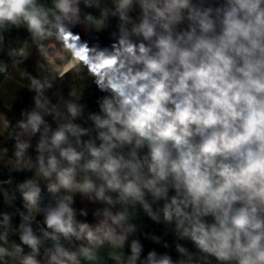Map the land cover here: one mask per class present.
<instances>
[{
    "label": "clouds",
    "instance_id": "1",
    "mask_svg": "<svg viewBox=\"0 0 264 264\" xmlns=\"http://www.w3.org/2000/svg\"><path fill=\"white\" fill-rule=\"evenodd\" d=\"M80 2L53 0L54 7L45 9L37 0H0V29L26 25L51 61L54 56L41 42L62 41L69 27L81 22ZM83 2L99 7V0ZM114 2L112 15L120 23L111 34L113 51L96 56L115 60L100 84L107 93L98 100L100 114L90 116L96 138L83 141L88 130L72 122L84 107L75 91L69 94L75 99L63 100L66 111L45 97L49 79H31L35 108L19 122L29 136L40 132L35 167L50 181L49 191L69 194L48 210L47 227L86 241L78 251L55 243L48 264L93 261L98 247H122L133 230L125 211L108 207L96 213L102 218L94 225L77 223L72 193L109 206L140 203L159 219L145 200L150 193L164 201L163 220L174 222L200 252L220 264H264V0ZM134 4L139 22L128 15ZM86 20L97 23L91 15ZM53 68L62 75L60 67ZM46 115L63 122L53 131ZM28 147L27 141L17 144L18 163ZM21 190L28 206L37 209L39 188L29 181ZM170 190L175 194L169 196ZM21 240L31 254L20 256L19 246L14 252L0 247V257L39 264L40 241L31 228ZM132 250L134 264L140 246L134 242ZM155 257L150 252L147 264H183Z\"/></svg>",
    "mask_w": 264,
    "mask_h": 264
},
{
    "label": "crops",
    "instance_id": "2",
    "mask_svg": "<svg viewBox=\"0 0 264 264\" xmlns=\"http://www.w3.org/2000/svg\"><path fill=\"white\" fill-rule=\"evenodd\" d=\"M198 2L199 0H194V3ZM207 2H212V0H206V3ZM114 8V0H99V7L94 6L85 10V17L91 15L94 21L100 25L97 27V23H90L86 20L85 29L100 33V41L110 47V50L106 52L108 55L113 51L111 47V34L118 31L120 23L118 15H112ZM105 12H107V16H105ZM128 15L133 21L139 22L141 15L139 5L134 4ZM130 26L131 25H129V27ZM181 27H187V21H185ZM24 52L25 55L20 56V58L15 61L10 72L0 82V165L5 167L9 166L10 169L19 176L20 180H23L29 168L35 167L39 154L37 152V145L40 139V132L29 136L24 133L19 126V122L26 119V114L32 112L35 108L34 98L36 92L31 88V79H49L52 81V87L45 89L44 95L45 97L49 96L48 99L52 104H59L62 111H66L63 107V100L75 99L69 95L70 92L75 91L77 96L80 97L78 102L83 104L84 107L81 115L74 118L72 122L88 130V134L81 138L83 141L89 139L94 140L96 138V130L90 116L92 114H100L98 100L107 94L106 91L101 88L100 84L106 73L110 71L115 64V60L97 61L95 57L89 55H79L77 58H72L70 62H68L67 58H64L63 60L49 64L43 61L36 43L25 48ZM53 65L62 69V75L55 72ZM53 77L55 78L53 79ZM43 118L53 131L57 128L59 123L63 122L55 119L53 115H46ZM42 129L43 125L41 126V131ZM25 141L29 143V147L18 163V157L16 156L18 151L17 144ZM96 142L99 143L98 140ZM144 151L146 152V149ZM29 181L38 184L46 195L56 200L62 199L65 195H69L63 190L55 194L50 192L48 188L50 181L43 178L38 173L36 167L31 173ZM174 194V191L170 190L169 196ZM71 195L72 203L70 207L74 211V220L77 223L94 225L102 218L97 216L96 213L98 211L102 212L105 207L110 208L114 213L125 211L135 220L131 221L128 219L129 216L127 217L126 225H131L133 230L127 233L122 247H112L108 243H105L103 246L96 249L95 260L88 261L81 258V264H121L129 255L130 242L134 239V236L141 234L143 230L140 225L143 222V218L146 217L145 214H148L143 205L140 203H130L128 205L117 203L109 206L102 202L91 200L88 196L81 193H72ZM113 197L115 198L114 194ZM145 200L151 207L152 212L157 213L160 218L159 210L163 207L164 201L155 200L150 193H146ZM137 227V231H140L134 233ZM159 227L160 223L157 222L150 225L148 228L157 229ZM79 242L80 247L86 244V241L83 240H79ZM15 246L16 242L10 239V237L5 236L0 228V247L7 248L8 252H14ZM53 247L54 246L49 245L38 249L35 259L39 261V264H48L47 253L48 250ZM79 248L71 249L70 251H78ZM31 253L32 249H24L20 253V256L29 255ZM116 256H119L120 259L117 260L115 258ZM15 257L16 256L11 255L0 257V264H20L19 257L16 262L12 260L15 259ZM156 257L161 259L164 256Z\"/></svg>",
    "mask_w": 264,
    "mask_h": 264
},
{
    "label": "rangeland",
    "instance_id": "3",
    "mask_svg": "<svg viewBox=\"0 0 264 264\" xmlns=\"http://www.w3.org/2000/svg\"><path fill=\"white\" fill-rule=\"evenodd\" d=\"M37 3L45 9H52L54 7L53 0H37ZM33 43L32 36L27 31L26 25H21L20 27L8 26L5 29H0V82L10 72L15 61L20 58V55L18 54L19 51L21 49L25 50V48L30 47ZM21 181L22 180L19 179V176H17L9 166L5 167L0 165V211L7 207L12 193ZM22 195L23 192H19L16 199L13 201V211L6 216L7 219H5V217L0 220V228L2 233L16 242V246H19L23 251L24 249L31 248L21 240V236L25 229L22 225L23 211H21L20 207ZM145 215L146 217L143 218V222L140 225L143 230L141 231V234L134 236V239L130 242L129 255L121 264H133L131 258L133 256L132 245L134 242L140 246V253L134 261V264H147V255L150 252L161 253L156 254V256H168L173 262H179L186 256L190 249L194 247V244L190 240L181 237L178 234L174 222L169 223L163 220L162 214H160L159 219H154L149 213ZM127 217L131 221L134 220L130 217L129 213H127ZM157 222L160 223L159 228H148L150 225ZM137 229L138 227L134 230V233L140 231H137ZM78 243L80 247L79 240ZM49 245L54 246V244L51 245V243H44L39 244L38 249ZM180 248L185 249V252L181 253L179 251ZM17 259L18 256L12 260L16 262ZM155 259L159 260L158 257H155ZM197 264H220V262L213 257L206 261L201 259Z\"/></svg>",
    "mask_w": 264,
    "mask_h": 264
},
{
    "label": "built area",
    "instance_id": "4",
    "mask_svg": "<svg viewBox=\"0 0 264 264\" xmlns=\"http://www.w3.org/2000/svg\"><path fill=\"white\" fill-rule=\"evenodd\" d=\"M80 18L81 22L70 26L67 33L64 35L62 41H57L55 39H48L45 41H42L41 43L44 44V46L47 48L49 54L54 56V59L49 61L46 59L43 55L42 59L44 62L52 64L57 61L63 60L64 58H67L68 62L72 61V58H77L79 55H82V49L84 47H89L91 50V54L89 56L95 57L97 56V53L101 50H104L105 52L110 50V47L105 45L100 41L101 36L99 32H91L90 30L85 29L86 25V17H85V10L90 9L92 7H88L84 4L83 0L80 2ZM49 96H46L48 98ZM33 186L39 188L41 187L36 184L32 183ZM28 189H25L24 191H27ZM24 197V195H22ZM21 197V198H22ZM50 199H53V201L57 202L55 198L50 197ZM21 211H23V208H21ZM24 214V211L22 212V215ZM22 225L24 228H31L32 233L34 236H36L40 244L44 243H59L66 249H74L79 247L78 240L75 237L65 238L61 233H55L53 229L48 228L47 225L44 226H38L36 223L33 225L25 224L23 222L22 217ZM49 233L48 236H45L44 233ZM52 235H55L57 237V240L54 241L52 239ZM47 237V239H42L41 237Z\"/></svg>",
    "mask_w": 264,
    "mask_h": 264
},
{
    "label": "bare ground",
    "instance_id": "5",
    "mask_svg": "<svg viewBox=\"0 0 264 264\" xmlns=\"http://www.w3.org/2000/svg\"><path fill=\"white\" fill-rule=\"evenodd\" d=\"M56 203L57 202L53 201V199H50V196L45 194L43 189L42 190L39 189L37 209H31L28 206V202L24 199V197H22L20 200V207L23 208V211H24L23 222L25 224H28V226L33 225L35 223L38 226L46 225L45 223L46 213L48 212L50 208L55 207ZM41 238L47 239V237H44V236Z\"/></svg>",
    "mask_w": 264,
    "mask_h": 264
},
{
    "label": "water",
    "instance_id": "6",
    "mask_svg": "<svg viewBox=\"0 0 264 264\" xmlns=\"http://www.w3.org/2000/svg\"><path fill=\"white\" fill-rule=\"evenodd\" d=\"M91 54V50L89 47H84L82 49V55L88 56ZM202 258H212L211 256L200 252L195 246L190 249V251L186 254V256L180 260L183 264H197L198 261ZM179 261V262H180Z\"/></svg>",
    "mask_w": 264,
    "mask_h": 264
},
{
    "label": "trees",
    "instance_id": "7",
    "mask_svg": "<svg viewBox=\"0 0 264 264\" xmlns=\"http://www.w3.org/2000/svg\"><path fill=\"white\" fill-rule=\"evenodd\" d=\"M34 169H35V167H31L27 170V173L24 175L23 180L20 182V184L17 186V188L12 193L9 204L7 205V207L4 210L0 211V220L5 218L11 211H13V201L16 199L19 192L22 191L21 185H24L29 181L31 173L33 172ZM202 259L206 261V260H209L212 258H202Z\"/></svg>",
    "mask_w": 264,
    "mask_h": 264
}]
</instances>
